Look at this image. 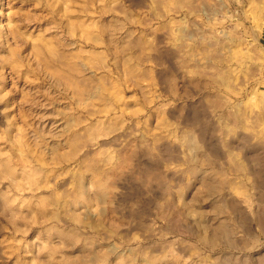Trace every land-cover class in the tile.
<instances>
[{
  "label": "rangeland",
  "instance_id": "1",
  "mask_svg": "<svg viewBox=\"0 0 264 264\" xmlns=\"http://www.w3.org/2000/svg\"><path fill=\"white\" fill-rule=\"evenodd\" d=\"M263 23L0 0V264H264Z\"/></svg>",
  "mask_w": 264,
  "mask_h": 264
},
{
  "label": "bare ground",
  "instance_id": "2",
  "mask_svg": "<svg viewBox=\"0 0 264 264\" xmlns=\"http://www.w3.org/2000/svg\"><path fill=\"white\" fill-rule=\"evenodd\" d=\"M264 28V23L259 27V30L260 29H263ZM128 43H126V45H127ZM130 46V45H129ZM128 46V47H129ZM127 47V48H128ZM123 49V48H122ZM129 49H131V48H129ZM128 49V50H129ZM127 50V51H128ZM126 51V52H127ZM129 52V51H128ZM130 53V52H129ZM131 54V53H130ZM126 55H127V53H126ZM125 57V56H124ZM127 58H131V56L130 57H127ZM126 59V58H125ZM124 59V60H125ZM133 59V58H132ZM132 59H130V60H132ZM245 59H246V57H242V56H239L238 57V59H237V62H244L245 61ZM124 60H123V62H124ZM234 60H235V58H234ZM126 61V60H125ZM248 61V60H247ZM236 62V63H237ZM246 62V61H245ZM125 63V62H124ZM247 63V62H246ZM128 64V63H127ZM129 64H131V63H129ZM244 64V63H243ZM241 65V64H240ZM15 66V65H14ZM239 66V65H238ZM18 67V66H17ZM127 67H128V65H127ZM237 67V66H236ZM12 68H13V66H12ZM15 68V67H14ZM264 68V67H263ZM17 70V69H16ZM233 70V69H232ZM55 71V70H54ZM235 71V70H234ZM234 71H232V72H234ZM16 72V71H15ZM236 72V71H235ZM48 73H49V71H48ZM57 74H58V71H57ZM50 75H52V74H50ZM59 75V74H58ZM62 75V74H61ZM55 77H57V76H55ZM59 77H61V76H59ZM60 79V78H59ZM55 80V79H54ZM62 80H64V78L62 79ZM56 81V80H55ZM64 84V83H63ZM60 85H62V82H61V84ZM72 84H70V86H71ZM64 86V85H63ZM70 86H67V87H70ZM62 88V87H61ZM61 88H59L58 87V89H61ZM71 88V87H70ZM64 89H65V87H64ZM64 89H62V90H64ZM62 90H60V91H62ZM79 94V93H78ZM78 96V95H77ZM78 100V99H77ZM79 102V101H78ZM82 102H84V101H82ZM80 103H78V105H79ZM58 115H59V113H58ZM60 116V115H59ZM63 120V119H62ZM61 122H63V121H61ZM65 122V121H64ZM62 124V123H61ZM65 125H68V124H66L65 123ZM61 128V127H60ZM67 129H68V127H66ZM232 145V144H231ZM50 148V147H49ZM47 149V148H46ZM50 151V150H49ZM48 152V151H47ZM50 154H51V151H50ZM21 159H23L22 157H20ZM21 161V160H20ZM25 162V161H24ZM24 162H22V163H24ZM18 163V162H17ZM20 167V166H19ZM24 168V167H23ZM29 173V172H28ZM29 175H30V173H29ZM31 178V177H30ZM28 179H29V177H28ZM34 179V178H33ZM31 181V180H30ZM253 189L255 190L254 191V193H253V195L255 194V195H257V194H260V193H258L259 192V186H258V184H257V182H255L254 184H253ZM254 195V196H255ZM256 197V196H255ZM255 199V198H254ZM256 200V199H255ZM257 201V200H256Z\"/></svg>",
  "mask_w": 264,
  "mask_h": 264
}]
</instances>
